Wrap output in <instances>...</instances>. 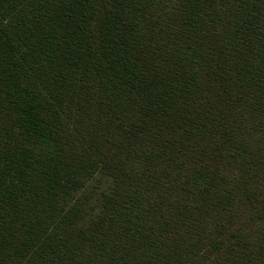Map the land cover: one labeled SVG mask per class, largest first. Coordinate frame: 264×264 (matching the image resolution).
<instances>
[{
    "label": "trees",
    "instance_id": "16d2710c",
    "mask_svg": "<svg viewBox=\"0 0 264 264\" xmlns=\"http://www.w3.org/2000/svg\"><path fill=\"white\" fill-rule=\"evenodd\" d=\"M0 264H264V0H0Z\"/></svg>",
    "mask_w": 264,
    "mask_h": 264
}]
</instances>
